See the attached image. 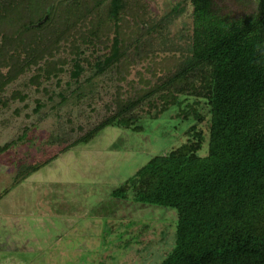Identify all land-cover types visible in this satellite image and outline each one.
Here are the masks:
<instances>
[{
	"label": "trees",
	"instance_id": "trees-1",
	"mask_svg": "<svg viewBox=\"0 0 264 264\" xmlns=\"http://www.w3.org/2000/svg\"><path fill=\"white\" fill-rule=\"evenodd\" d=\"M256 1L255 13L229 19L211 0H178L153 20L143 0H0V92L31 68L32 80L57 84L68 72L67 86L76 83L68 97L76 101L86 95L78 87L86 65L94 69L85 78L90 87L112 69L124 79L151 55L162 72L153 85L143 80L136 95L116 97L112 113L65 149L108 125L131 127L130 111L145 100L153 106V95L157 113L175 105L192 121L186 141L152 156L112 191L175 212L174 243L158 264H264V0ZM187 5L189 42L178 57L171 48V56L153 60L163 22ZM201 100L205 113L197 108ZM206 115L207 136L197 127Z\"/></svg>",
	"mask_w": 264,
	"mask_h": 264
},
{
	"label": "rangeland",
	"instance_id": "rangeland-1",
	"mask_svg": "<svg viewBox=\"0 0 264 264\" xmlns=\"http://www.w3.org/2000/svg\"><path fill=\"white\" fill-rule=\"evenodd\" d=\"M176 1L143 0L145 17L160 19ZM211 5L229 19L257 10L256 0ZM191 13L187 5L163 22L153 60L171 56V48L180 55L192 32ZM151 57L132 65L124 79L114 69L95 77L92 87L85 78L94 69L86 65L78 86L86 95L77 101L68 97L76 86L73 80L67 86L68 72L57 84L55 78L32 80L34 68L0 92V264H158L171 249L173 210L140 206L112 191L152 156L186 141L191 120H183L175 105L157 113L160 101L153 95V106L145 100L130 111L131 127L108 125L65 149L112 113L116 97L153 85L162 72ZM197 108L207 109L203 100ZM207 118L197 124L205 136ZM205 151L206 143L200 154Z\"/></svg>",
	"mask_w": 264,
	"mask_h": 264
}]
</instances>
